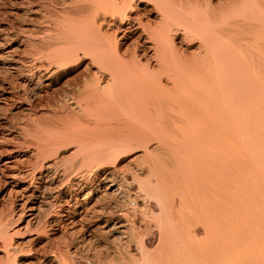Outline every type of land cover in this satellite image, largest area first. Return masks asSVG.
Masks as SVG:
<instances>
[{"label": "bare ground", "instance_id": "bare-ground-1", "mask_svg": "<svg viewBox=\"0 0 264 264\" xmlns=\"http://www.w3.org/2000/svg\"><path fill=\"white\" fill-rule=\"evenodd\" d=\"M11 3L19 12L13 5L10 14L34 25L22 34L14 23L0 28V48L21 35L27 42L25 57L5 51L0 64L27 68V94L49 100L61 76L84 61L86 69L50 105L48 123L34 112L18 125L0 117V143L12 142L4 131L17 142L4 151L11 156L0 166V186L12 185L18 219L28 211L34 218L44 200L42 231L55 223L69 235L65 255L70 247L81 255L95 249L103 260L114 246L119 257L130 254L131 263L121 264H264V0ZM12 95L0 85L1 103L15 101ZM41 100H31L27 112ZM72 145L71 159L52 160ZM132 151H141L137 167L149 173H131L157 214L126 195L116 164ZM119 198H127L130 215L111 208ZM140 215L145 222L152 215L159 229L152 251L138 233ZM8 225L0 221V264H18L17 252L32 254V264H76L34 238L24 250ZM132 243L141 259L132 256Z\"/></svg>", "mask_w": 264, "mask_h": 264}, {"label": "rangeland", "instance_id": "rangeland-1", "mask_svg": "<svg viewBox=\"0 0 264 264\" xmlns=\"http://www.w3.org/2000/svg\"><path fill=\"white\" fill-rule=\"evenodd\" d=\"M13 5H14V3H13ZM13 5L11 3V0H0V9H1L0 11H4L5 12V11L8 10L7 14H5V16L4 15L0 16V19H1L0 20V28L6 27L5 25L7 23L8 24L14 23V28H15L16 31H18V32L21 31V34L24 33V32H27V25L29 27H32V25H34V23H31V22L27 23V20L26 21H22V20L18 19L19 18L18 17L19 13H17V15H15V16H14V14H10L11 13L10 11L13 9ZM14 6H15L14 9L18 10L17 7H19V5L15 4ZM18 12H19V10H18ZM22 22H24V23H22ZM16 24H17V26H16ZM21 28H23V29H21ZM24 28H26L25 31H24ZM23 40H24V38L21 35L19 37V39H15L13 41H9L8 42L9 44L6 43V45H5L6 47L0 48L1 55L3 53H5V51L7 52L9 50L10 51L14 50L13 52L14 53L16 52L17 55H18V56L14 55V57H20V56L25 57L27 55V49H26L27 42H25ZM23 54H24V56H23ZM82 64H84V65H82ZM82 64L79 65V67L77 65H75L73 67V69L71 71H69V73H66L65 75L61 76V78H60L61 80L59 79L58 84L54 86L53 90L51 89L49 91L50 92V94L48 93L49 94V100H47L48 97H44V99H42L43 101L41 99H39V98L36 99L34 94H33V92H31V93L33 94L34 97L31 95V93L27 94V78L24 77V76L27 75V70H26L27 68H25L23 66L22 69L24 68L23 69L24 71H22V69H21V71L23 72V73H21L20 71L18 72L15 69L11 68V66H9L6 63L0 64V78H1L0 85L5 87L8 91H9V89L12 90V94L14 95V99L16 101V102L15 101L9 102L11 105L10 104L5 105V104L0 102V104H2V105H0V117H8L9 116V117H11V119L13 118L12 122H14L15 125L16 124L18 125L20 123H24V122L26 123L27 122V117L30 115L31 112L32 113L34 112L35 114L37 113L35 117H37V118L39 117L38 120L40 119V120L43 121V122L41 121V123H45L46 120H48V117H49V119L51 118L50 117L51 114L49 113L50 109H51L50 105H52V106L54 105L56 107L55 100L57 102L58 99L64 97V94L66 95V93H69L68 89H70L71 85H72V88H73V86H75L74 83L76 84V82L78 81V78H77L78 76L77 75H79L80 73H83V74L86 75V72H85L86 69H84L85 61ZM75 68H76V70H75ZM4 78H5V80H4ZM3 80L5 81L4 83H3ZM46 82H47V80H46ZM15 87H17V88H15ZM24 88H25V90H24ZM70 90H72V89H70ZM30 95H31V97H30ZM54 97H56L57 99L56 98L53 99ZM18 99H19V101H18ZM31 100L34 101V102L35 101L38 102V100H41L42 101V105H39V107L37 108L36 111L28 110V112H27V107H29V105H27V104H30V102L32 103ZM44 101H46V102H44ZM39 103H40V101H39ZM1 108H2V111H1ZM4 109H5V111H3ZM6 113L7 114L10 113V114L7 115ZM5 114H6V116H5ZM48 121H50V120H48ZM12 122L9 125H13ZM46 123H48V122H46ZM3 133H4V135L2 134V137L3 136L4 137L8 136L7 139L9 140L10 138H12L11 140L13 142V135L12 136L7 135L8 131H4ZM21 139H22V137L19 138V141H24L23 140L24 138L22 140ZM14 140H16V139L14 138ZM12 142L9 140L8 141L9 144L6 143L4 145H2L0 143L1 144V146H0V166H2V167H4V165H2V164L5 163V161L8 160L9 157L11 156L10 154L7 155L4 151L8 150V149L9 150L12 149V145L17 143L16 141H14L13 143ZM73 148H74L73 145L71 147L70 146L69 147H65V148L62 147L60 149V151H58V153H56L53 156L52 160H57V159H59V160L62 159L63 160V158L65 160L66 158H70V156L72 157V154H70V153L73 152ZM1 150H2L3 153L1 152ZM140 152L139 151H137V152L134 151V153H133V151L131 153L127 152V153L124 154L125 155L124 158H123V156H124L123 154L120 155L121 157H119L120 160L118 159V162L120 161L121 163L117 162V164H116L117 166L116 167H117L118 170L120 169V171L122 169H124V171L123 170L121 171V175L122 174L126 175V176H124V175L123 176H124L125 179L127 178L126 182L129 184L128 185L127 183H125V189L127 190V192L129 191L128 194L126 193V195L127 196L130 195L129 197H131V198L135 197L136 200L138 199L137 201L140 204H142L143 202L149 203L150 204V208L153 210V212L155 214H157L159 212V207L157 206L156 201L147 199L145 197L144 192L140 189V185H138V184H140V183H138L139 181L137 182L136 181L137 180L136 177H134L133 174L131 173V172H133V170H137V171L139 170L138 171V172H140L139 175L140 174L142 175L140 177H148V173H149L148 169H144L143 170V169H139L137 167V164L139 163L140 158H141V154H142ZM138 153L140 154V156H139ZM14 155L15 154H13V156ZM137 155L139 156V158H137ZM135 166H136L137 169L134 168ZM126 171H128L129 174H126ZM25 185H27V184H23V186H25ZM59 185H61L60 182L56 183V184H53V185L48 184V186H50L51 188H53L54 186L58 188ZM4 186L3 185L0 186V221L9 224L8 226H9V230H11V232L15 230V232L13 233V243L21 245V247H23L24 250L25 249L27 250L28 241H30L31 239L34 238L36 240L35 246H37V245H38V247H40V246L44 247L45 246L49 251H52V253L54 252V253H57V254H59L61 256H63V255L64 256H69L70 258L74 259L76 264H98V261L99 262L100 261L104 262V264H106L105 262H107L108 264H112L111 262L115 261L116 263L113 262V264H118L121 260L123 262V260L126 261L128 259L126 261V263L131 261L130 258H129L130 254H128L129 257L126 254L127 255V257H126V255L124 253H121V256L119 257V253H117V251L114 252L115 251V250H113L114 246H112V245L111 246L113 248L110 246L111 249H109V250H111V252H109L110 256L108 255V258H106L107 261H105L106 259H103V260H99L98 259V260H96L95 256L97 254H96V250L95 249H93V250L91 249L88 252L86 251L85 253H84V251L82 253V250H81L82 255L88 256L89 260H86L85 258H83V256L79 252L77 253V251H78L77 247H70L69 253L65 255V252L67 250L66 249V245H67L66 242H68L69 239H70L68 237L69 235L67 236V234L63 233L64 231L60 230L58 228V225L55 224V223L52 225V227L50 226V228L47 229L48 234H45L47 232L44 229H43L44 231H42L41 225L43 224L42 222H44V220H43L44 218L43 217L45 216V218H46V215H47L46 212L48 211L47 210L48 209L47 203H45L44 200H43L42 204L43 203L44 204L43 205L41 204V208H40L41 210L34 211L35 212V217L34 218H32V215H31L33 212L32 211H28L26 214H23V216H22L23 218L21 217L20 219H18V215H19L18 209L16 210L17 212L13 211L14 212L13 213L11 211L12 209H11V206H10L12 201H13L12 200L13 197L10 195L9 192L11 191V189H13V187H12V185H6L5 188H4ZM23 186H21V187H23ZM127 187H128V189H127ZM81 197H84V196L82 195ZM123 199L124 198H119V200H118V202L121 205L118 202L115 203V201L114 202H110L111 205L110 204L109 205L111 206V208H113L114 206L117 205L119 208H117V206H116L115 207L116 209H120V210H122L124 212H129V215H130L132 208H131L130 205H128L127 200L126 199L123 200ZM93 202H94V200L92 202H88L87 205H85V206L90 207V206L93 205L92 204ZM15 212H16V214H15ZM80 214L83 216V212L82 213L79 212V215ZM149 218L151 220L153 218V216L150 215ZM148 219H146V222H145L143 217L140 215L139 218H138V221H137V225L139 227L138 228V233L139 234H144V236L146 238L143 235H140V236H142L144 239L147 240V242L149 244V249H151V251H152V250H154L156 248L157 243H158V241L160 239V238H158V237H160V235H159L160 232L157 231L159 229L156 227V225L155 226L153 225L155 223H153L152 221H149ZM51 220H53V218ZM142 220H143L144 223L142 222ZM147 221L149 223L152 222L151 223L152 227L153 226L155 227V229H153L154 232H152V233H150L148 235H147L146 230H145L146 227H147L145 225H148ZM192 224H193V222H190L189 223V225H190L189 227L191 229H194V228H192V226L194 227V225H192ZM78 229H80V228H78ZM144 230H145V233H144ZM77 231H79V230H77ZM200 235H202V234H200ZM77 237L78 238L81 237L80 232H79V234H78V232H76V238ZM66 240H68V241H66ZM103 244H104V242H99V244L97 243L96 245H99V247H100L99 248L97 246V249L104 250ZM132 246H133V247H131L132 256L134 257V254H135L136 258L141 259V254H140L139 250L136 249L135 243L134 244L132 243ZM137 250H138V252H137ZM5 253H6V250H4L3 248L0 247V260L6 258ZM122 256H123V258H122ZM16 257H17V263L18 264H32L34 262V256L32 254L31 255L27 254V252H17L16 253ZM109 258H111V260H109V262L111 261L110 263L108 262ZM113 258H115V259H113ZM117 258H118V260H117ZM119 259H120V261H119ZM92 260H94V262H92ZM56 262L57 261L53 262V260L51 259V262L49 264H52V263L53 264H57ZM122 262H120L119 264H121Z\"/></svg>", "mask_w": 264, "mask_h": 264}]
</instances>
